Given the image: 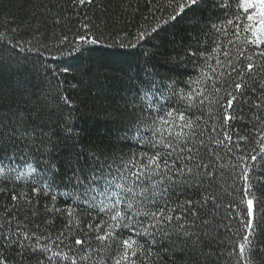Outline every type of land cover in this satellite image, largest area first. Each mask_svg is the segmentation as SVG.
Instances as JSON below:
<instances>
[{
    "label": "snow or ice",
    "instance_id": "1",
    "mask_svg": "<svg viewBox=\"0 0 264 264\" xmlns=\"http://www.w3.org/2000/svg\"><path fill=\"white\" fill-rule=\"evenodd\" d=\"M70 3L75 19L63 8L51 14L60 33L43 51L24 39L31 33H0V82L15 79L34 105L0 117V194L14 186L0 213V264H155L159 252L190 253L192 264H264V0H167L175 14L134 36L114 30L139 11L131 0ZM256 7L259 28L250 23ZM178 18L205 32L206 48L216 43L220 72L209 67L208 83H167L151 64L157 52L145 50L149 79L126 101L131 116L118 129L121 143L144 151L117 156L86 141L74 93L103 91L106 65L84 54L106 41L135 50ZM221 34L228 49L215 40ZM72 67L78 76L68 79ZM172 101L166 118L144 115ZM239 123L253 131L241 134Z\"/></svg>",
    "mask_w": 264,
    "mask_h": 264
},
{
    "label": "trees",
    "instance_id": "2",
    "mask_svg": "<svg viewBox=\"0 0 264 264\" xmlns=\"http://www.w3.org/2000/svg\"><path fill=\"white\" fill-rule=\"evenodd\" d=\"M131 3L133 5L138 4L139 11L121 17L114 26L115 31L123 28L134 36L138 26L144 25L150 31L151 26L161 21V17L163 20H168L169 15L175 14L170 8L166 7L167 0H131ZM247 3L249 6L258 5L256 0H247ZM60 8L64 9L62 15L71 16L73 20L75 19L70 0H0V33H5L9 39H12L13 35L18 36L20 33H31L26 34L24 39L32 41L37 47H41V51H43L42 45L56 43L54 34L59 35L60 33V29L53 27L51 22V14L57 12ZM258 8L256 7L249 14L250 17H256V20H250V23L256 24L257 28L260 27V24L257 23L260 20V17L257 16V13L260 12ZM79 11L86 12L88 9L84 8ZM203 15H212V13L207 12ZM212 22L219 23L215 18ZM192 23L187 18L170 21L169 24L163 26L159 39L146 40L141 47L135 50L127 47L121 48L119 44L106 41L103 43L109 46H97V51L84 54L82 59L86 60L90 57L93 60L103 61L106 65L104 69L106 85L103 91L97 88L80 86L74 93L80 101V113L77 114L76 123L79 129L82 130L81 134L86 141L107 149L117 156L128 153L139 154L144 151L135 142L131 146L121 143L118 139V129L131 116V105L129 104L126 107V101L130 99L136 88H144L149 79L144 71L145 57L143 52L145 50L157 52V56L151 61V64L157 66L155 68V71L159 73L157 79L162 78L167 83H171L172 80L187 81L196 79L208 83L204 78L212 75L209 72V67L216 72H220V67L215 64V58L222 60L223 53L217 49L216 43H213L211 48H206L208 36L199 28H193ZM9 29L19 31H8ZM223 35L216 37L215 40L217 42L222 41L225 49H228L229 45L227 41L223 40ZM130 39H132L131 36ZM132 42L134 43L135 40L132 39ZM158 43L163 44L164 47L157 49L156 44ZM64 51L68 50L64 49ZM191 52H198V56L186 54ZM232 52L234 54V48ZM28 55L35 59L34 53ZM59 55L58 52L52 53V56ZM44 56L47 63L54 64L52 56H49L48 53H44ZM204 57H208L207 61ZM65 59L70 58L65 57ZM68 66V64H60L59 68ZM72 76H78L75 67L70 68L66 78L71 79ZM196 87V84L192 85L193 89ZM33 107L34 105L28 97L17 89L15 79H9L6 76L5 80L0 82V117L5 120L15 119L22 114L26 115ZM175 107L176 102L172 101L166 104L161 112L148 113L145 110L144 115H151L152 117L160 115L166 118V112ZM236 128L241 130V134L253 131L250 128L245 129L243 123L237 124ZM259 170L258 168L257 171ZM13 188V185H8L7 192L0 194V213L3 212L4 205L11 206L9 196L14 194ZM155 264H192V260L190 259V253L187 252L183 254L179 252H169L168 254L159 252ZM220 264H227V262L225 259H221Z\"/></svg>",
    "mask_w": 264,
    "mask_h": 264
},
{
    "label": "rangeland",
    "instance_id": "3",
    "mask_svg": "<svg viewBox=\"0 0 264 264\" xmlns=\"http://www.w3.org/2000/svg\"><path fill=\"white\" fill-rule=\"evenodd\" d=\"M256 2H257V4L259 5V4H261V3H262V0H256ZM258 10H259V11H261V9H260V8H258Z\"/></svg>",
    "mask_w": 264,
    "mask_h": 264
}]
</instances>
